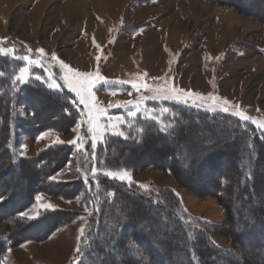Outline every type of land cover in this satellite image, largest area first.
Masks as SVG:
<instances>
[{"label": "rangeland", "instance_id": "1", "mask_svg": "<svg viewBox=\"0 0 264 264\" xmlns=\"http://www.w3.org/2000/svg\"><path fill=\"white\" fill-rule=\"evenodd\" d=\"M126 1L127 7L124 8L126 2L123 0H106L104 3L99 0L98 3L94 0H0V56L18 63L13 79L20 83L43 85L61 96L65 95L64 99L75 109V118L63 122V126L68 127L65 131L49 128L32 137L20 134L21 138L16 146L20 155L25 158L37 157L56 144L72 146L73 152L69 162L52 176L55 179L51 177L50 180L77 181L82 189L79 195L72 199L37 194L42 200L36 202L37 197L35 198L31 205L34 209L29 214L34 213L32 219L38 218L44 211L41 205L47 204L54 205V208L46 210L59 209L55 208V204H60L66 211L76 213L77 216L68 224L72 226L62 231L67 233L65 238L62 237L60 242L54 243L60 246L63 252L64 242H68V238H71L75 231H79V252L76 251L70 261V264H79L82 258L83 236L87 233L88 223L98 216L100 208L97 197L101 187L96 178L110 171H127L130 182L127 179L122 182L135 184L144 190L171 188L178 194L188 212L211 223L209 236L212 243L223 249H236L234 254L224 257L228 260L225 264H232L231 261L242 257L246 260L245 264H252L248 259L250 257L240 251L242 249L237 239L239 234L235 233L234 236L231 227L226 224L221 204L214 197L215 192L211 187L218 171L231 170L235 160L233 154L238 149H241L240 156L244 160L253 157L242 139L237 144L231 142L234 136L226 132L224 126L216 124L210 129L189 127L183 139L176 141V146L179 147L177 156L181 158L183 154L188 155V164L192 158L214 154L216 147L213 145H218V153L211 157L207 167L201 169L198 173L200 177L198 174L183 171V177L190 190L181 186L166 169L146 166L136 170H111L104 168L103 158L97 154L109 137L139 136L143 132L138 126L139 121L156 120L165 126L167 122L163 120L171 115L165 104L184 103L176 99L152 98L156 95L155 89L174 88L181 95L192 93L194 95L188 97V102L184 103L189 107L199 110L208 107L238 109L249 117L248 121L254 119L258 121V127L264 125V18L252 15L244 7L219 4L216 0H160L157 4H151L152 0ZM250 5L255 8L254 11L264 9V2L261 1L250 2ZM154 11L160 12L157 16L150 17L155 14ZM164 38L170 43L167 44ZM41 48L45 50L44 55L38 51ZM53 55L58 59H53ZM60 61L80 73L99 72L109 81L107 84H98L93 89L96 109L103 110H94L92 113L96 116L95 124L98 128L95 133L88 131L91 127L88 109L80 104L76 94L67 88L64 80L67 70ZM23 68H27L28 73L21 81L18 77ZM133 84H147L150 87L136 89ZM209 96L219 99L213 104L208 99ZM225 100L228 101L227 104L223 103ZM55 103V100L41 99L36 104L38 117L44 119ZM82 106L84 112L81 110ZM17 108L19 116L27 120L32 119L33 114L25 104L19 103ZM240 118L243 119L242 116ZM3 132L4 129L0 127V143ZM42 133L47 135L38 138ZM81 137L82 141L79 139ZM73 140L81 146L69 143ZM148 141L154 142L155 139L152 137ZM158 144L146 149L141 159H154L153 150ZM203 144L207 145L206 151L200 149ZM139 151L140 149L134 150V154ZM46 158L45 154L43 159ZM261 158L257 166V190L253 192L252 205H262V209L264 154ZM128 161L131 162V158ZM43 162L39 159L36 164L43 165ZM254 165L255 163H252L251 166ZM24 167L31 171L28 180L13 179L11 189H16L17 183H23L21 191L38 186L41 172H35L30 164H25ZM196 167L197 164H192L193 170ZM83 171L90 173L96 183L94 200L88 181L81 178ZM3 179L7 180L8 177ZM203 187H206V190ZM240 187L238 185L236 189ZM208 189L213 193L207 195ZM108 195L110 197L113 194ZM108 195L104 194L106 197ZM233 202L240 206L245 220L252 216L253 213L247 214V210L252 207L251 203L236 198ZM244 202L245 210L241 208ZM132 205L128 201L117 205V210H124L118 215L120 223L128 217L127 213H131ZM37 208H41V211L38 212ZM141 208L143 217L139 215L138 218L137 213L132 214L138 218L137 227L123 226L126 229L127 241L123 235L118 236L117 227L111 226L117 222H110L106 231H99L100 239L95 242L94 247L101 248L102 251L95 264H150L147 250L138 245L135 236L131 235L139 231L138 229H143V232H147L144 234L148 239L154 241L153 245L149 244L151 252H154L156 247L165 250L168 238L176 233L174 225L160 226L166 217V211L157 213L148 206ZM262 210L264 211V208ZM5 225L0 220V237L7 235ZM81 229H84L83 235ZM100 230H103L102 227ZM255 244L256 239L250 238L249 246L245 248L253 251ZM199 248H203V245L200 244ZM173 258L164 257L163 264H167V260L174 262Z\"/></svg>", "mask_w": 264, "mask_h": 264}, {"label": "trees", "instance_id": "2", "mask_svg": "<svg viewBox=\"0 0 264 264\" xmlns=\"http://www.w3.org/2000/svg\"><path fill=\"white\" fill-rule=\"evenodd\" d=\"M216 1L219 4H229L236 8L244 7L252 15L264 18V9L254 11L255 8L250 5V2L256 0ZM257 1L264 2V0ZM16 63L13 59L0 56V127L4 129L0 143V220L6 224L7 228V235L0 237V264L10 248L26 241L43 242L57 229L70 224L77 216L74 212L62 209L44 210L36 219L21 216V213L34 203L37 194L58 195L65 199H72L78 196L79 191L82 190L77 181L76 183L75 181L54 182L50 180L56 172L60 171L69 162L73 152L72 146L56 144L34 158H25L18 152L16 145H18L21 138V133L32 137L41 130L49 128L65 131L68 127L63 126V122L75 118V109L64 99L65 95L61 96V94L47 89L43 85H30V82L20 83L13 79L14 71L18 65ZM14 84L17 87H14ZM41 99L56 101L51 111L45 114L44 119L38 117V109L36 108V104ZM19 103H23L29 108L33 114L31 120L19 116L17 108ZM165 106H168L171 115L173 114L165 117L163 120L167 122L165 126L156 120H143L139 121L138 126L143 130L139 136L107 138L97 154L98 157L103 158L104 168L136 170L146 166H154L166 169L172 173L181 186L190 190V186L183 177V171H189L193 174L200 173L202 168L204 169L210 164L211 157L218 153V145H213L216 147L214 154L192 158L188 164V155L183 154L181 158L177 156L179 147L176 146V143H178L176 141L183 139L189 127L200 126L210 129L216 124L224 126L225 131L232 133L234 136V140L231 142L237 144L242 139L246 144V149L253 154V157L244 160L240 156L241 149L234 152L235 160L232 163L231 170L218 171L215 180H212L214 182L211 187L215 192L213 195L221 204L226 217V224L229 225V228L231 227V232L234 233V236L235 233L239 234L237 239L242 249L240 251H244L250 257L248 259L252 264H264V211L262 210L264 207L261 209L262 205H252L254 201L253 192L257 190L255 181L257 166L264 154V127H258V125L245 121L233 113L220 111V108L208 107L199 110L184 103H166ZM81 110L84 112L83 106ZM168 125L170 127L167 128ZM152 137L155 141L149 142L148 140ZM157 144L159 146L153 150L154 159H141V157H144L143 153L146 149ZM136 149H140V151L134 154ZM200 149L206 151L207 145H201ZM45 154L47 158L43 159ZM129 158H131V162L128 161ZM39 159L44 161L43 165L36 164ZM186 161L187 163H185ZM252 163H255L253 167L251 166ZM25 164L33 165L35 172H41L38 186L21 191L24 185H22L23 183H17V188L11 189L13 179L24 178L28 180L31 171L24 167ZM192 164H197L196 169H192ZM81 175L83 180L88 181L91 196L94 200L96 186L94 178L90 177L91 174L85 173V171ZM5 176L8 177L7 180L3 179ZM96 179L101 187L97 197L100 208L97 212L98 216L92 218L88 223L87 233L83 236L82 258H80L79 264H95L98 262L102 250L94 247V244L99 242V231H106L110 226V222H113V224L117 222L116 225L111 226L117 227L118 236L123 235L125 241H127L126 229L123 226L137 227L138 216L143 217L144 215L141 212V207L145 206H148L151 210L155 209L157 213L166 211V217L160 226L174 225L176 231L173 237L168 238L164 251L156 247L154 252H151L149 248V244L153 245L154 241L148 239L143 229H138L139 231L131 234L135 236L134 239L137 244L147 250L150 264H163L166 256L175 259L174 262L167 260V264H225V261L228 260L224 257L235 253L236 249H223L212 243L209 236L211 223L188 212L178 194L171 188L159 187L144 190L135 184H126L106 175L98 176ZM238 185L241 187L237 190ZM203 188L206 190V187ZM63 189L66 191H62ZM109 193L113 195L109 197ZM196 193L199 194L198 191ZM207 193L209 195L213 192L208 189ZM235 198L244 199L245 202L251 203L252 207L247 210V214H253L247 220L243 218V214L239 209L240 206L233 202ZM227 199H229L228 203L226 202ZM124 201H128L133 205L130 215L127 213L128 217L120 223L118 215L123 213L124 210L122 208L117 210V205ZM245 202L241 204L243 210L246 209ZM134 213H137L136 217L138 218L132 215ZM101 227L103 230H100ZM250 238L256 239L255 250L253 251L245 248L249 246ZM200 244L203 245V248H199ZM245 261L242 257V259H234L231 262L232 264H245Z\"/></svg>", "mask_w": 264, "mask_h": 264}, {"label": "snow or ice", "instance_id": "3", "mask_svg": "<svg viewBox=\"0 0 264 264\" xmlns=\"http://www.w3.org/2000/svg\"><path fill=\"white\" fill-rule=\"evenodd\" d=\"M38 51L41 55L45 54V50L43 48L39 49ZM53 59H58V58L55 57V55H53ZM97 59H99V57ZM60 63L63 66V68L67 70L66 74L64 75V80L66 82L68 90H70L71 92H74L76 96L79 98V103L84 105L88 109L89 124L91 125L88 131L91 133H95L98 130V128H97V125L95 124L96 116H93L92 113L94 110L97 112H102L103 110L96 109V106L94 104L96 97L93 92V89L97 87L98 84H107L109 83V81L105 77L101 76L99 72H96L94 74L93 73H80L78 71L71 69L67 64H64L63 61H60ZM27 73H28L27 68L21 69V75L20 77H18V79L23 81L24 76ZM37 79H39V77H37ZM57 87H60V85H57ZM133 87L136 89H139L141 87L148 89L150 86L147 84H133ZM154 91L156 95L152 98L176 99V100H181L184 103L188 102V99H187L188 97H191L192 95H194L192 93H184L183 95H181L174 88L168 89V90L155 89ZM179 92L182 93L183 90H179ZM165 93H170V94H165ZM201 99H203V97H201ZM208 99L211 100L213 104H215V102L219 98L209 96ZM73 103H75V101H73ZM223 103L227 104L228 101L225 100L223 101ZM223 110L228 111L227 108H224ZM132 114L135 115V113H132ZM237 115H241L242 118L245 120L249 119V117L244 115L243 113L238 112ZM261 127H264V125H261ZM46 135L47 133H42L41 137H38V138H43ZM79 139L82 141L83 138L81 137ZM57 143H62V142L57 141ZM69 143L76 145L77 147L81 146L80 144L77 143L76 140L70 141ZM105 175L113 179H119L121 181H125L127 179L130 182V176L127 171H123V172L110 171V172L105 173ZM52 179H55V177H52ZM36 199L37 201H39L41 197L38 196ZM41 207L54 208V205L47 204V205H41ZM21 215L24 217H28L29 219L33 218V217H29L27 212H23L21 213ZM83 233H84V229H81V235H83ZM77 251L79 252V248L77 249Z\"/></svg>", "mask_w": 264, "mask_h": 264}, {"label": "crops", "instance_id": "4", "mask_svg": "<svg viewBox=\"0 0 264 264\" xmlns=\"http://www.w3.org/2000/svg\"><path fill=\"white\" fill-rule=\"evenodd\" d=\"M94 1L97 2L98 0H94ZM123 1L126 2L124 5V8H126L127 7V1L126 0H123ZM159 1L160 0H155V2H154V0H152L151 4H157L156 2H159ZM160 11H162V9ZM159 12L154 11L155 14L150 15V17L154 16V15L157 16V14H159ZM96 14L97 13H95V15ZM165 42H167V44L170 43L169 41H167V39H165ZM162 50H163V48H162ZM126 53H127V51H126ZM224 108H227L228 111H224L223 110ZM220 111L233 113L235 115H237L238 112L240 113V111L238 109H233V108H228V107H222V108H220ZM237 116L241 117V115H237ZM245 121H248V120H245ZM248 122H251V123L258 125V121H255L254 119H251ZM43 195H45V194H43ZM47 198H49V197H47ZM40 200H42V199H40ZM49 200H50V198H49ZM36 202H38V201H36ZM55 208L67 210L60 204H55ZM33 209H34V206H31L30 208H27L24 212H27L29 217H33L34 213H32L31 215L29 214V212ZM44 210H46V207H44ZM37 211L40 212L41 208H37ZM71 226L72 225H66L62 228L57 229L55 232H53V234H51V236L47 240H45L43 242L26 241L22 245H20L16 248H10L7 251V253L5 254L1 264H70L71 259L73 258V256L75 255V253L78 249L79 231H75L74 235L71 238H68V242L67 241L64 242L63 252H62L60 246L56 245V243H54V242L61 240L62 237H64L67 234V233H64L62 231H64L67 227H71Z\"/></svg>", "mask_w": 264, "mask_h": 264}, {"label": "bare ground", "instance_id": "5", "mask_svg": "<svg viewBox=\"0 0 264 264\" xmlns=\"http://www.w3.org/2000/svg\"><path fill=\"white\" fill-rule=\"evenodd\" d=\"M99 1H101L102 3H104L106 0H99ZM211 136V135H210ZM213 138V137H212ZM208 139V138H207ZM218 143V142H217ZM231 145V144H230ZM229 158V157H228Z\"/></svg>", "mask_w": 264, "mask_h": 264}]
</instances>
